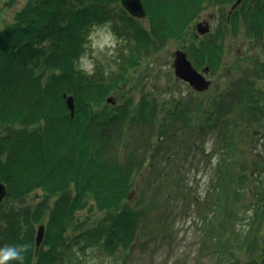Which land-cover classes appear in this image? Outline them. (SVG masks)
<instances>
[{
	"label": "trees",
	"instance_id": "trees-1",
	"mask_svg": "<svg viewBox=\"0 0 264 264\" xmlns=\"http://www.w3.org/2000/svg\"><path fill=\"white\" fill-rule=\"evenodd\" d=\"M143 1L148 26L131 16L122 0H27L14 20L0 28V182L8 187L6 201L23 202L36 190L46 195L39 203L26 206L24 214L16 208L0 221V247L30 245L23 264H68L73 255L70 241L80 252L93 246L112 252L138 242L146 210L140 207L141 200H131L134 177L144 167L149 151L154 159L161 154L159 139L171 136L176 115L184 113V103L178 101L177 109L166 113V121L152 94H144L139 102L132 98L118 105L104 102L125 81L129 67L139 65L142 57L172 39L184 38L186 25L204 0ZM218 1L231 0H214ZM239 7L231 21L257 33L259 39L264 31V0H243ZM105 22L113 24L120 39L133 42L132 52L119 58L120 70L114 77L103 68L87 76L76 64L93 25ZM229 22L227 16L225 23ZM211 40L205 46L193 42L184 47L193 63H205L214 70L222 48L215 38ZM256 67V77L264 78V63ZM253 84L240 85L238 105L247 127L262 122L264 128V96L251 90ZM65 93L75 98L74 117ZM221 107L218 111L223 116L232 106L223 102ZM208 113L210 121L217 111ZM157 133L158 140L154 139ZM228 146L233 151L240 149L235 141ZM256 161L245 159L240 172L235 165L218 169L217 180L224 191L217 197L224 199L231 215L236 209L228 201L240 200L241 185L251 178L247 166L256 162L253 175L264 172V160ZM229 193L234 194L232 199ZM255 193L260 198L250 217L253 234L248 239L256 255L245 264H264V245H259L258 234L264 223V185ZM87 208L105 215L89 225V218L77 216ZM37 224L46 227L39 251Z\"/></svg>",
	"mask_w": 264,
	"mask_h": 264
},
{
	"label": "rangeland",
	"instance_id": "rangeland-1",
	"mask_svg": "<svg viewBox=\"0 0 264 264\" xmlns=\"http://www.w3.org/2000/svg\"><path fill=\"white\" fill-rule=\"evenodd\" d=\"M11 1L0 0V28L14 20L16 11L27 0ZM235 2L204 0L197 15L186 25L183 39H172L159 51L142 57L139 65L129 67L125 81H121L106 97L104 104L118 105L131 98L139 102L144 94H152L161 105L162 120L167 121L166 113L176 110L178 101L184 103L181 105L184 113L176 115L172 130L168 128L171 136L158 138V144L163 146L161 154L154 159L149 151L144 167L134 177L131 200H141L140 207L146 210L138 242L132 247H119L112 252L99 246L80 252V247L70 241L73 255L68 264H245L256 255L250 251L251 240L248 238L253 234L250 217L260 198L255 192L260 185H264L262 170L253 175L256 160H264V128L262 122L246 126L237 99L240 88L250 83L255 84L251 85V90L256 91L258 96H264V78L256 77L257 64L264 63V31L262 36H258L260 41L253 44L252 38L246 35L248 30L244 25L236 24L237 21L233 19L229 25L226 24L225 19ZM239 6L237 9H240ZM233 16L234 13L230 19ZM206 18L212 31L199 35L198 24ZM141 20L142 24L148 26V19ZM110 24L111 32L116 37L115 47L108 46L112 43L110 38L108 45H104L107 36L105 30L103 35L98 33L96 36L98 43L104 46L103 51L98 56L93 55L94 50L88 41L85 52L95 61V73L103 68L109 76L114 77L120 70L119 58L132 52L130 44H134L130 40L120 39L113 24ZM208 36L212 37L208 39ZM214 38L217 40L215 44L222 48L220 64L217 69H210L206 73L211 80L210 87L198 91L176 76L175 52L178 49L187 51L184 46H190L193 42L205 46ZM196 66L203 70L206 65ZM109 97H113L116 103L109 102ZM223 102L232 107L224 110L226 112L222 116L220 112L223 111L218 110L222 109ZM212 109L217 113H213L216 115L209 121L208 111ZM157 137L158 133L154 139ZM232 141L240 149L231 150L228 144ZM245 159L256 162L247 166L251 178L241 185V199L228 201L236 209V213L231 215L224 207V199L217 197L224 191L217 180L218 169L220 165L224 169L227 165H235V170L240 172ZM45 196L43 190H36L23 202L5 199L0 209V221L16 208L21 211L20 214H24L26 206L39 203ZM233 196V193H229L228 198L232 199ZM46 213L48 217L49 211ZM104 215L98 209L91 211L88 208L77 213L79 218H89V225H95ZM41 225L35 226L36 236ZM258 234L259 245L262 246L264 223Z\"/></svg>",
	"mask_w": 264,
	"mask_h": 264
},
{
	"label": "water",
	"instance_id": "water-1",
	"mask_svg": "<svg viewBox=\"0 0 264 264\" xmlns=\"http://www.w3.org/2000/svg\"><path fill=\"white\" fill-rule=\"evenodd\" d=\"M241 0H238L232 7L235 9ZM123 7L136 18L144 19L147 17V10L143 0H122ZM211 30L208 21H203L198 24V31L200 34H207ZM175 74L180 79L188 82L192 87H194L198 91H205L211 85V80L207 78L204 73L209 72L210 67L206 66L200 71L198 68L194 66L192 61L190 60L187 52L183 49H178L175 52ZM64 97L67 99V104L69 109L71 110L72 117L75 115L76 105L75 98L73 95H69L68 93L64 94ZM109 102L116 103V100L113 97L108 98ZM8 195V187L5 183L0 182V204L4 202ZM46 233V227L42 224L37 232L36 236V245L37 251H39Z\"/></svg>",
	"mask_w": 264,
	"mask_h": 264
},
{
	"label": "clouds",
	"instance_id": "clouds-1",
	"mask_svg": "<svg viewBox=\"0 0 264 264\" xmlns=\"http://www.w3.org/2000/svg\"><path fill=\"white\" fill-rule=\"evenodd\" d=\"M107 31V36L104 39V45H108L109 38L112 43L108 45L114 48L116 43V37L111 32L110 22H105L102 25H93V30L89 32L86 39L90 42L91 48L94 50L93 55L98 56L99 52L103 51V45H100L96 39L98 33L102 34ZM95 61L89 56L87 52L79 57V61L76 64L78 71H82L87 76H93L95 74ZM30 245L23 243L19 245H4L0 247V264H12V262H19L23 264L25 260V253L28 252Z\"/></svg>",
	"mask_w": 264,
	"mask_h": 264
},
{
	"label": "flooded vegetation",
	"instance_id": "flooded-vegetation-1",
	"mask_svg": "<svg viewBox=\"0 0 264 264\" xmlns=\"http://www.w3.org/2000/svg\"><path fill=\"white\" fill-rule=\"evenodd\" d=\"M207 19V18H206ZM206 19H204V20H206ZM246 35H248V36H250L252 39H251V42L254 44V43H257V42H259L260 40L257 38V33H255V32H250V31H248V32H246ZM199 36V35H198ZM263 44V46H264V42L262 43Z\"/></svg>",
	"mask_w": 264,
	"mask_h": 264
}]
</instances>
